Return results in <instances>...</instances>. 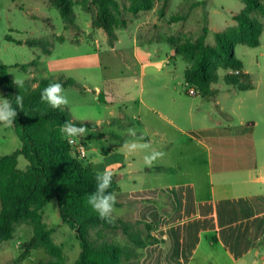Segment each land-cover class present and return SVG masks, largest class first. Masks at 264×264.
<instances>
[{
	"label": "rangeland",
	"instance_id": "obj_1",
	"mask_svg": "<svg viewBox=\"0 0 264 264\" xmlns=\"http://www.w3.org/2000/svg\"><path fill=\"white\" fill-rule=\"evenodd\" d=\"M76 1L79 3L81 0ZM120 1L127 25L118 28L119 42L115 48H110L104 33L99 34L98 29L92 27L91 14L83 11L79 4L75 6L79 28L65 29L60 12L50 6L48 0H0V67L6 68L7 76L12 81H58L61 78L76 81L80 86L64 89L63 95L68 98L69 103L60 108L69 111L77 120H104L103 132L122 133L125 140L136 138L127 133V129L134 128L137 137L144 140L145 136L141 135L143 131L140 129L141 112L146 109L143 101L145 104H165L172 96H178L183 102L184 110L188 108L185 104L190 106L192 102L200 101V98L189 95L190 88L185 82L188 63L174 53L170 43H153L150 50L141 44L154 40L169 41L170 38L177 41L194 40L202 33L203 28L207 27L206 42L215 45V33L237 26L234 16L242 13L246 6L242 0H171L165 15L161 17L156 0L151 11H141L136 15L128 11L127 0ZM203 1L205 4H202ZM182 15H185V18L177 22L172 21L173 17ZM253 16L264 22L259 14L254 13ZM125 28L128 30H123ZM28 40L42 44L48 42L51 53H44L42 46L30 47L26 44ZM156 49L159 51H155ZM138 53H146L147 60H152L155 65L146 68L144 77L139 73L140 65L136 58ZM235 54L249 73L252 88L240 91L242 81L231 85L225 80L226 75L237 73L219 69V79L212 85L216 97L212 99L213 102H204L202 108L213 112V119L224 122L227 120L226 116L215 106V103L219 102V107L229 113L228 124L253 120L258 123L257 130L264 133V32L260 46L236 45ZM26 65L29 66L24 68ZM184 88L186 93L182 91ZM100 92L106 95L107 102L103 100L104 96L100 95ZM3 98L7 99L6 90L0 81V100ZM212 122L215 123H207ZM90 134L97 138V134L92 130H88L84 137L70 138L88 142L85 146L89 152L96 144V139H92ZM110 141L117 142L120 146L124 143L115 139ZM145 141L148 142V139ZM156 143L153 139L150 147H155ZM21 145L14 125L5 127L0 124V157L14 153ZM114 150L116 154L125 153L119 147ZM147 153L148 149L134 154L136 160L132 162L135 168H140V172H136L133 179L128 181L119 178L120 191L117 199L123 202V206L115 207L117 211L113 213V218L127 221L133 218L138 208L135 202L130 201V195L134 194L132 190L155 186L156 170L149 171L150 166L143 160V155ZM28 164L23 156H19L20 170H26ZM43 221L52 230L53 241L63 248L66 254L65 264H75L81 247L76 231L62 221L56 199L44 207ZM141 230L145 232L144 229ZM98 236L127 244L121 231L111 232L100 227L91 231L93 240ZM32 237V226L29 223L19 224L14 237L5 242L9 251L0 255V264L49 263L51 258L44 248L32 251L25 259L20 258L23 252L22 244Z\"/></svg>",
	"mask_w": 264,
	"mask_h": 264
},
{
	"label": "crops",
	"instance_id": "obj_2",
	"mask_svg": "<svg viewBox=\"0 0 264 264\" xmlns=\"http://www.w3.org/2000/svg\"><path fill=\"white\" fill-rule=\"evenodd\" d=\"M98 32L107 41L105 32ZM161 42L167 41L141 45L150 50L153 43ZM147 57L146 53L136 57L141 77L146 68L155 67ZM182 91L186 93L185 88ZM100 95L107 102L106 95ZM194 96L200 101L185 104L184 110L178 96L165 104L143 101L146 109L141 112L140 129L145 138L140 142L152 145L156 140L148 153L155 149L165 155L150 166L149 171L156 170L155 186L132 190L130 195L138 209L129 221L152 223L157 239L143 250L140 264H264V133L253 120L228 124L229 113L219 102L215 106L227 120L213 119V112L202 107L214 99ZM103 121H85L97 125L88 130L98 140L90 134L96 144L83 164L96 172L107 168L118 179L129 181L140 172L132 162L136 156L115 153L118 147L123 150L122 145L110 140L124 142L125 137L116 131L103 132ZM0 248V255L9 251L5 242Z\"/></svg>",
	"mask_w": 264,
	"mask_h": 264
},
{
	"label": "trees",
	"instance_id": "obj_3",
	"mask_svg": "<svg viewBox=\"0 0 264 264\" xmlns=\"http://www.w3.org/2000/svg\"><path fill=\"white\" fill-rule=\"evenodd\" d=\"M48 1L50 6L60 12L65 29L79 28L75 14V6L79 4L83 11L91 14L92 27L105 32L109 47H114L118 41V28L127 25L119 0H81L79 3L76 0ZM127 1L128 11L135 15L141 11H151L155 7V0ZM156 1L159 4L158 13L163 17L171 0ZM242 1L246 8L234 16L237 26L216 32L215 45L206 42L207 27L194 40L177 41L170 38L167 41L172 45L174 53L189 64L185 71L186 86L194 87L197 94L206 100L216 97L212 85L219 79V69L239 71L237 74L226 75L225 80L231 85L242 81L240 91L252 88L251 77L243 71L244 66L235 54V46L261 45L264 22L253 14L257 13L264 19V2ZM183 18L185 15L175 16L172 21L177 22ZM26 44L30 47L42 46L44 53H51L48 42L42 44L28 40ZM0 81L6 90L7 99L17 110L13 125L22 143L21 148L14 153L0 157V244L14 237L19 224L29 223L33 228V237L22 244L20 258L25 259L32 251L44 248L51 258L46 264H65L63 248L53 241L52 230L43 221L44 207L56 199L62 221L76 231L81 247L75 264H140L143 250L157 242L151 235L153 224L121 218H113L109 223L99 219L87 205L88 195L96 188V171L85 166L73 155L69 144L70 137L61 132L65 121L78 127L85 126L87 129H95L97 125L73 118L64 108L54 109L41 102V91L50 83L59 82L63 89L80 85L72 79L61 78L58 81L27 79L17 86L8 78L3 66L0 67ZM17 95L23 97L22 108L16 106ZM19 156L28 161L26 170L18 168ZM118 182V176L113 175L108 190L116 196L115 207L121 205L117 199ZM99 227L111 232L121 231L127 244L106 240L100 236L93 240L91 231Z\"/></svg>",
	"mask_w": 264,
	"mask_h": 264
},
{
	"label": "clouds",
	"instance_id": "obj_4",
	"mask_svg": "<svg viewBox=\"0 0 264 264\" xmlns=\"http://www.w3.org/2000/svg\"><path fill=\"white\" fill-rule=\"evenodd\" d=\"M14 83L19 86L22 85V81L15 80ZM63 85L59 82L50 83L47 85L40 94L41 102L47 103L50 107L56 109L61 106H66L69 101L68 98L63 95ZM15 103L17 107H23V97L21 95L15 96ZM17 117V110L12 106V102L9 99L0 100V124L5 127H10L14 123ZM87 127L76 126L70 121H65L61 126V132L69 137H84L87 134ZM127 133L135 139L125 140L122 144V149L126 156H131L138 151L147 150L150 148L148 143H141L139 137H137L136 130L134 128L127 129ZM165 153L152 149L148 154L144 155V163L151 166L154 162L164 157ZM113 179V173L107 168L97 171L95 173L96 188L95 191L90 193L87 197V205L98 215V218L109 223L113 220V213L116 212V196L108 190L111 187Z\"/></svg>",
	"mask_w": 264,
	"mask_h": 264
},
{
	"label": "built area",
	"instance_id": "obj_5",
	"mask_svg": "<svg viewBox=\"0 0 264 264\" xmlns=\"http://www.w3.org/2000/svg\"><path fill=\"white\" fill-rule=\"evenodd\" d=\"M236 73H239V71H236ZM189 95H196L197 92L194 87H190L189 89ZM69 144L72 148L73 155L81 162L86 163L89 160V152L87 147L82 144L77 142L74 138L69 139Z\"/></svg>",
	"mask_w": 264,
	"mask_h": 264
}]
</instances>
